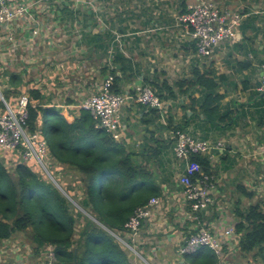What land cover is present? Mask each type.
I'll list each match as a JSON object with an SVG mask.
<instances>
[{
  "label": "crops",
  "instance_id": "0c3cea01",
  "mask_svg": "<svg viewBox=\"0 0 264 264\" xmlns=\"http://www.w3.org/2000/svg\"><path fill=\"white\" fill-rule=\"evenodd\" d=\"M202 1L208 0H55L45 11L42 7L32 8L33 20L27 25L19 21L14 26V33L20 29L23 34L17 32L24 41L32 40V29L40 26V34L33 39L35 56L37 61L47 58L38 62L37 68L49 81L55 77L66 81L65 74L76 72L79 66L69 63V56H80L81 63L89 60L92 66L96 65L92 69L95 84L89 86L94 92L97 85L112 75L113 58L121 55L131 63L136 77L121 82L118 94H133L136 87L148 86L149 82L155 85V91L163 85L166 89L159 92L166 107L164 119L141 107L135 99L120 110L123 134L116 142L131 155L134 164L149 168L162 190L161 204L140 229L138 249L136 246L135 252L129 249L135 255L139 253L142 261L132 260L131 264H189L179 249L195 232L197 224L184 219L188 208L183 205L178 177L185 172L186 163L173 156L170 131L174 128L200 140L224 143L222 153L212 151L209 156H202L209 161L207 174L214 185L213 204L201 217L204 225L220 234L229 227L235 228L240 221L236 216L238 211L245 213L250 206L258 204L264 213V93L258 91L264 64V0H212L220 9L240 13L242 21L235 36L219 45L207 59L197 55L194 43L188 40L177 21L179 15ZM52 28L57 31L52 32ZM70 34L75 39L73 44L66 39ZM2 35L5 33H1V39ZM91 37L95 43L87 47L86 40ZM59 48V56H67L62 63L56 59ZM53 61L56 62L53 70L45 67ZM104 65L109 71L103 76ZM195 70L212 72L218 83V93L223 97L218 121L210 122L202 114L203 91L198 85L179 84L193 81ZM11 74L0 68L1 95L8 90L13 92L9 84ZM16 75L23 82L22 94L28 95L31 88L38 89L48 105L61 113L66 111L71 121L89 98L77 104L66 98L59 104L53 99L59 95L54 82L34 78L27 83L23 70ZM18 97L12 95L5 101L12 105ZM51 164L53 170L55 166L60 170L52 159ZM28 237L23 232L15 233L3 241L0 264H44L47 248L36 251ZM238 241L236 233L225 238L227 264H264L254 252L241 253Z\"/></svg>",
  "mask_w": 264,
  "mask_h": 264
},
{
  "label": "trees",
  "instance_id": "16d2710c",
  "mask_svg": "<svg viewBox=\"0 0 264 264\" xmlns=\"http://www.w3.org/2000/svg\"><path fill=\"white\" fill-rule=\"evenodd\" d=\"M86 43L87 47L93 46L95 38ZM112 63V91L118 94L121 82L136 76L131 63L121 55L114 57ZM108 71L104 65L102 75ZM9 79L13 92L2 94L6 101L12 95H23L21 77L11 74ZM179 84L198 85L203 91L202 114L210 122L220 119L223 97L212 72L195 70L193 81ZM148 86L155 90L153 83ZM165 87L168 89L166 84ZM163 89L166 90L164 85L156 90L161 99L159 92ZM28 96L27 130L46 139L50 157L60 171L68 169L77 173L78 178L73 188L60 185L62 193L37 164L25 162L17 154H0V245L15 233L23 232L36 251L53 248L58 264H131L132 252L111 233L126 237L124 224L134 210L150 198L162 196L149 168L134 164L122 145L95 129L89 110L80 108L79 115L71 121L66 111L61 113L48 105L38 89L31 88ZM10 161L15 165L13 171L7 167ZM189 161L210 173L208 159L192 155ZM236 216L240 218L234 228L239 236L238 250L244 254L254 252L264 263L263 211L257 204L245 213L238 211ZM186 260L189 264L217 263L207 248L186 256Z\"/></svg>",
  "mask_w": 264,
  "mask_h": 264
},
{
  "label": "built area",
  "instance_id": "2783aa9c",
  "mask_svg": "<svg viewBox=\"0 0 264 264\" xmlns=\"http://www.w3.org/2000/svg\"><path fill=\"white\" fill-rule=\"evenodd\" d=\"M55 0H0V34L5 33L0 40L11 43L9 50L15 51L18 44L14 41V26L16 22H24L27 25L33 19L32 8H43ZM178 24L183 27L188 40L194 43L196 53L202 59L210 58L215 49L231 40L240 26L242 15L220 9L212 0L202 1L196 6L177 17ZM40 34V26L36 25L31 31L30 37L35 39ZM114 77L107 76L94 93L80 105L90 111L94 121V128L104 131L114 141L122 139L123 127L120 122V110L126 103L135 99L137 104L146 109L155 111L161 119L165 117V103L156 94V91L146 85L136 87L133 94H117L112 91ZM258 91L264 93V64ZM0 154H17L28 163L37 164L42 171L53 179L51 157L46 139L39 133H30L26 123L29 118V96L23 94L17 101L10 105L0 93ZM172 139V152L176 160L186 163L185 172L178 177L181 185L184 207V219L196 222L195 232L187 237L184 245L179 249L181 256H194L201 248L210 250L216 260V264H227L225 238L235 236L232 227L217 234L212 232L202 222V215L208 213L213 204L212 192L214 185L212 178L203 171L197 163L189 161L192 155L209 156L212 151L223 152L224 143H211L207 140L197 139L184 131L174 128L170 131ZM161 204L159 197H152L144 206L137 207L124 224L125 237L117 236L116 239L126 248L135 252L133 244L138 239L143 223L150 219L154 210ZM4 264H16L6 262ZM26 264V263H21ZM44 264H58L53 248L48 247L45 252Z\"/></svg>",
  "mask_w": 264,
  "mask_h": 264
},
{
  "label": "rangeland",
  "instance_id": "374dc122",
  "mask_svg": "<svg viewBox=\"0 0 264 264\" xmlns=\"http://www.w3.org/2000/svg\"><path fill=\"white\" fill-rule=\"evenodd\" d=\"M17 31H19L20 34H23L20 31V29H17ZM17 31L14 33V41L15 43L18 44V47L16 48L14 52H11L9 50V48L11 47L10 42L3 40V42L0 44V68L6 71L7 74L15 73L16 75L19 73L20 70H23L25 74V80L27 83H30V81L32 82L34 78L43 79L42 81L46 83L54 82L55 88L56 90H58L59 95L53 96L54 97L53 99L55 102L59 104L63 103L62 102L63 100L66 101V98L70 100L71 103L77 104L79 100H82L83 102L94 93L93 89L89 88V86L92 84L93 85L95 84V81H94L95 72H92V69L95 68L96 65L92 66V62H90L89 60H87L86 64L81 63L82 59L80 56H69L70 57L69 63L76 64V65L79 64L76 72L74 73L70 72V73L65 74V77H67L66 81H64V79H62L61 77L59 78L55 77L53 81H49L44 75V73L41 72L42 70H39L40 68H37L40 66L38 62L42 63L45 60H47V58L42 57V60L37 61V56H35L37 52L36 45H35L36 42L34 40H30V38L24 41L23 37H21V35ZM54 31H57V29L52 28V32ZM66 39L68 42H70V44H73L75 42V39H73V36L71 34L67 36ZM4 43L6 44V46ZM38 48L40 47H37V49ZM7 51H9L10 54H8ZM57 51H58L57 52L58 57L56 58L57 63L65 62V59L67 56H61V55L59 56V54L61 53V48H59ZM55 65H56V62L53 61L52 64H47V66L45 67L53 70ZM73 67L74 66H71V68ZM2 74L3 76H5L4 73ZM96 75L100 76L99 74H96ZM62 77H64L63 74H62ZM8 163H9L7 164L8 169L10 171H13V169L15 168V165L13 164L12 161ZM54 169L55 170L53 169L51 170L54 173L52 174V176L56 184L59 187L60 185H64L66 187L73 188L72 183H74L76 179L78 178L77 173L69 171L68 169H64L60 171V170H57L56 166ZM70 202L74 206L78 207L73 200H71ZM133 246L134 247L136 246V248L138 249L137 242ZM130 254H131V258L134 263L138 259H141L140 256H138L139 253L138 255H135L134 253H130Z\"/></svg>",
  "mask_w": 264,
  "mask_h": 264
},
{
  "label": "water",
  "instance_id": "95a60500",
  "mask_svg": "<svg viewBox=\"0 0 264 264\" xmlns=\"http://www.w3.org/2000/svg\"><path fill=\"white\" fill-rule=\"evenodd\" d=\"M50 179H51V182H52V183H53L58 189H60V191H61L62 193H64L63 190H62V188H60L52 178H50Z\"/></svg>",
  "mask_w": 264,
  "mask_h": 264
}]
</instances>
